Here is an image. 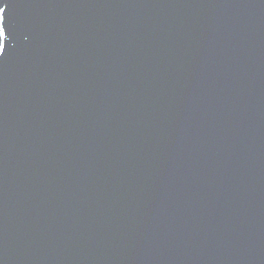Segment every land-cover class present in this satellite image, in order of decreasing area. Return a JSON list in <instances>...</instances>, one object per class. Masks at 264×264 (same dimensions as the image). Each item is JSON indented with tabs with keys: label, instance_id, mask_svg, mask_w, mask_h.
Instances as JSON below:
<instances>
[{
	"label": "water",
	"instance_id": "95a60500",
	"mask_svg": "<svg viewBox=\"0 0 264 264\" xmlns=\"http://www.w3.org/2000/svg\"><path fill=\"white\" fill-rule=\"evenodd\" d=\"M0 8V264H264V0Z\"/></svg>",
	"mask_w": 264,
	"mask_h": 264
},
{
	"label": "snow or ice",
	"instance_id": "6c2138e0",
	"mask_svg": "<svg viewBox=\"0 0 264 264\" xmlns=\"http://www.w3.org/2000/svg\"><path fill=\"white\" fill-rule=\"evenodd\" d=\"M3 12H4V9L0 8V14H2ZM4 37H5V32L3 29H0V38H4ZM3 51L4 50L2 48H0V54H2Z\"/></svg>",
	"mask_w": 264,
	"mask_h": 264
}]
</instances>
